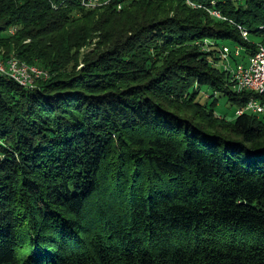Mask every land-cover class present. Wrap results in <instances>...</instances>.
<instances>
[{
    "label": "trees",
    "instance_id": "16d2710c",
    "mask_svg": "<svg viewBox=\"0 0 264 264\" xmlns=\"http://www.w3.org/2000/svg\"><path fill=\"white\" fill-rule=\"evenodd\" d=\"M122 1L0 0V264H264V0Z\"/></svg>",
    "mask_w": 264,
    "mask_h": 264
},
{
    "label": "built area",
    "instance_id": "2783aa9c",
    "mask_svg": "<svg viewBox=\"0 0 264 264\" xmlns=\"http://www.w3.org/2000/svg\"><path fill=\"white\" fill-rule=\"evenodd\" d=\"M123 0L119 4H123ZM246 35V33H244ZM235 56L240 55V49L234 50ZM221 63L223 67L230 72L231 80L234 83L235 90L240 91H251L259 94H264V45L258 48V51L247 58L246 62H239L238 64H232L230 61V49L224 47L220 51ZM8 65V70L5 69V64ZM6 63H0V72L7 74L9 77H17L21 79L28 86H32L34 81L39 78L47 77V73L40 70L33 69V77H26V69L18 66L16 61H9ZM243 111L257 112L260 115L264 113V105L258 100H251L247 103L245 110H239L237 113L242 114Z\"/></svg>",
    "mask_w": 264,
    "mask_h": 264
},
{
    "label": "rangeland",
    "instance_id": "374dc122",
    "mask_svg": "<svg viewBox=\"0 0 264 264\" xmlns=\"http://www.w3.org/2000/svg\"><path fill=\"white\" fill-rule=\"evenodd\" d=\"M91 5L94 6V4H91ZM122 6H123V4H122ZM194 7H196V5ZM213 14H215L216 16H219V14L217 12H215ZM208 91H210V93H213L212 90H210V89ZM217 97H218L217 98V105L215 106L216 113L218 115H220V117L223 116L227 119H233L235 114H236L237 106L228 102L227 98L224 96L219 95ZM213 98L214 97H211L210 99L203 98V100H204V102H211V100ZM261 119L264 121V116H261Z\"/></svg>",
    "mask_w": 264,
    "mask_h": 264
},
{
    "label": "bare ground",
    "instance_id": "6f19581e",
    "mask_svg": "<svg viewBox=\"0 0 264 264\" xmlns=\"http://www.w3.org/2000/svg\"><path fill=\"white\" fill-rule=\"evenodd\" d=\"M130 1H133V0H129V1H125V2H130ZM124 2V3H125ZM186 2L189 4V5H191V6H195V4H193L190 0H186ZM122 7V4H119L118 5V8L120 9ZM1 57V56H0ZM6 60V59H5ZM11 60H13V61H16L17 62V64H18V66H21V67H24L25 69H26V77H33V69L34 70H40L39 68H37V67H35V66H32V65H28V63L27 64H25V63H22V62H19V61H17V60H14V59H11ZM11 60H8V62L9 61H11ZM0 63H4V61H2L1 59H0ZM40 71H42V70H40ZM0 74H2V72H0ZM3 75V74H2ZM1 76V75H0ZM5 76V75H4ZM47 76H48V74H47ZM13 80H15L17 83H19L20 84V86L22 85V86H28V84H26V83H24L21 79H19V78H17V77H11Z\"/></svg>",
    "mask_w": 264,
    "mask_h": 264
}]
</instances>
